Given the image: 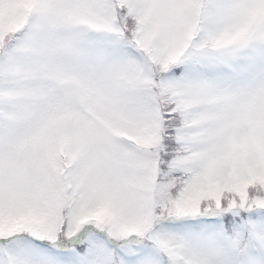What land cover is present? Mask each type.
Segmentation results:
<instances>
[{
	"label": "snow or ice",
	"instance_id": "1",
	"mask_svg": "<svg viewBox=\"0 0 264 264\" xmlns=\"http://www.w3.org/2000/svg\"><path fill=\"white\" fill-rule=\"evenodd\" d=\"M0 264H264V0H0Z\"/></svg>",
	"mask_w": 264,
	"mask_h": 264
}]
</instances>
